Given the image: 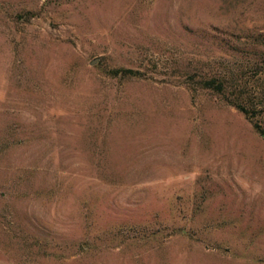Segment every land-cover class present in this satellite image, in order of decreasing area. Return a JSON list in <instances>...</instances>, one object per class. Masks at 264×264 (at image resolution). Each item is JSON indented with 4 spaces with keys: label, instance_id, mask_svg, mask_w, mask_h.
<instances>
[{
    "label": "rangeland",
    "instance_id": "1",
    "mask_svg": "<svg viewBox=\"0 0 264 264\" xmlns=\"http://www.w3.org/2000/svg\"><path fill=\"white\" fill-rule=\"evenodd\" d=\"M0 264H264V0H0Z\"/></svg>",
    "mask_w": 264,
    "mask_h": 264
},
{
    "label": "trees",
    "instance_id": "2",
    "mask_svg": "<svg viewBox=\"0 0 264 264\" xmlns=\"http://www.w3.org/2000/svg\"><path fill=\"white\" fill-rule=\"evenodd\" d=\"M208 84H209L208 86H213V87L218 86V83H216L215 80H210Z\"/></svg>",
    "mask_w": 264,
    "mask_h": 264
}]
</instances>
